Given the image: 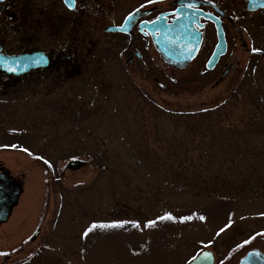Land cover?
<instances>
[{"label": "rangeland", "instance_id": "obj_1", "mask_svg": "<svg viewBox=\"0 0 264 264\" xmlns=\"http://www.w3.org/2000/svg\"><path fill=\"white\" fill-rule=\"evenodd\" d=\"M87 1V14H71L86 31H67L79 38L78 69L0 79V166L23 186L5 228H39L26 264H188L202 250L237 264L264 249V57L237 49L219 83L197 79L195 63L166 66L152 45L145 68L130 66L105 27L168 0ZM42 3L20 0L23 20L10 26L0 13L4 49L68 39L59 0L47 13ZM255 34L248 45L264 47Z\"/></svg>", "mask_w": 264, "mask_h": 264}, {"label": "flooded vegetation", "instance_id": "obj_2", "mask_svg": "<svg viewBox=\"0 0 264 264\" xmlns=\"http://www.w3.org/2000/svg\"><path fill=\"white\" fill-rule=\"evenodd\" d=\"M177 1L168 0L167 5L158 7L152 5L150 7L135 6L128 10L118 21H112L113 25H120L125 17L135 11H147L138 16L129 27L126 28V33L114 32L117 36L119 44H124L123 56L127 52L130 58L128 64L133 66L138 64L141 67H146L145 53L152 45L150 35L147 31H182V29H168L162 27L147 28L148 25L157 17H161L165 22L169 23L177 16L176 10ZM198 4L191 7L193 10V18L195 19L194 28L192 31H199L201 34L199 48L190 63L194 64L196 78L200 75L215 76V82L219 83L226 78L230 72L236 70L238 60L236 59V50L245 51L249 56L264 57V47H257L255 44L248 45L246 39L247 32L257 33V31H264V8L249 9L245 0H198ZM56 0H43L40 6L47 9L48 6L55 3ZM41 3V2H39ZM51 3V4H50ZM61 10L57 11L58 15L62 16L64 20L63 31L66 33L65 39H58L53 47H44L34 44L29 47L25 44L15 51H7L4 49L3 43L0 41V51L8 55H16L20 53L43 51L48 56V64L45 67L32 69L25 74L13 75L6 74L0 71V79H17L27 74L37 73L41 71H49L51 78H59L61 75L73 73L69 69H78L82 63V59H76L79 50L78 36H70L67 31H86L85 27L77 29L75 27L76 18L71 16L74 11H78L80 15L87 14L92 8V3L87 0H75L74 7L70 10L66 7L62 0H59ZM179 4L187 5V3L179 2ZM96 5V3H95ZM101 9L98 2V11ZM48 9L46 10V13ZM96 13V11H94ZM104 12V11H103ZM0 13L3 14L7 20L8 25L20 22L23 20L21 12L20 0H3L0 2ZM3 19V20H5ZM216 24L219 27H216ZM5 27V24H2ZM19 29V27H18ZM1 31V30H0ZM98 31H102L98 28ZM217 31H222V52L215 58H212L216 44L218 43ZM256 31V32H254ZM233 32V33H232ZM3 33L0 32V36ZM258 35V34H255ZM78 73V72H77ZM225 73L222 80L218 79ZM2 168L0 166V176L2 175ZM12 176V175H11ZM13 177V176H12ZM21 184V193L23 191L22 182L16 178ZM2 181L0 180V183ZM21 195V194H20ZM17 203L11 208L8 219L0 222V264H26L28 261L32 262L37 257V249L35 239L38 236L39 228L35 224L14 225L10 229L5 228L6 223H11L10 218L16 211ZM33 233L32 235L29 232ZM264 243V239H261ZM258 249L264 254V249ZM27 252L28 257L23 261L15 256L20 252Z\"/></svg>", "mask_w": 264, "mask_h": 264}, {"label": "water", "instance_id": "obj_3", "mask_svg": "<svg viewBox=\"0 0 264 264\" xmlns=\"http://www.w3.org/2000/svg\"><path fill=\"white\" fill-rule=\"evenodd\" d=\"M1 1V0H0ZM65 2V0H64ZM179 2L187 3L191 6L198 4L195 0H179ZM247 6L251 9L264 7V0H247ZM179 16L169 24H163L162 21L156 20L148 25L150 27H164L170 29H183V31H148L152 37L153 45L157 50L160 59L168 66L183 69L192 59L199 45V37H196L193 28V18L191 10H177ZM142 12H134L131 16H127L123 23V29L126 24L132 22ZM106 30H121V27L109 26ZM125 32V31H124ZM219 42L215 49V56L221 52L222 40L221 31H217ZM0 58L8 60L9 66L16 68L15 72H8L5 68L1 70L14 75L29 71L31 68L46 66L48 56L42 51H33L31 53H23L20 55H6L0 53ZM46 60V63L33 64L31 61ZM127 59V56H126ZM16 61L17 63H12ZM225 74V73H224ZM222 75V77L224 76ZM221 77V78H222ZM220 78V79H221ZM0 222L6 221L12 206L17 202L21 191L20 184L14 178L8 175L6 170H3L0 176ZM189 264H213V255L211 251H201ZM238 264H264V256L258 250L251 249L240 258Z\"/></svg>", "mask_w": 264, "mask_h": 264}, {"label": "snow or ice", "instance_id": "obj_4", "mask_svg": "<svg viewBox=\"0 0 264 264\" xmlns=\"http://www.w3.org/2000/svg\"><path fill=\"white\" fill-rule=\"evenodd\" d=\"M74 3H75V0H65V4L69 7L70 10L74 7ZM189 7H191V5H189ZM129 16H131V14H129ZM157 19H160V18L157 17ZM121 30H123V25H121ZM31 62L33 64L46 63V60L41 59V60L38 61L36 59H33ZM12 63H17V62L16 61H12ZM0 67L5 68L8 72H15L17 70L16 68L9 66L8 60L4 59V58H0ZM190 218L191 217H183L181 219H190ZM159 219H161V220H164V219L172 220L174 218L171 216V214H165L163 217H160ZM201 219H204V218L201 217ZM154 223H155L154 221H148V223L145 224L144 226L145 227L153 226ZM122 224H123L122 221H117V222H112L110 224H101V225H98V226L102 227V228H108V227L118 228V227H121ZM93 227H97V225H93ZM220 231H223V229H221ZM247 243H248L247 240L244 241V244H247Z\"/></svg>", "mask_w": 264, "mask_h": 264}, {"label": "trees", "instance_id": "obj_5", "mask_svg": "<svg viewBox=\"0 0 264 264\" xmlns=\"http://www.w3.org/2000/svg\"><path fill=\"white\" fill-rule=\"evenodd\" d=\"M250 120L252 121V120H254V118H253V117H251V119H250ZM253 124H255V123H253Z\"/></svg>", "mask_w": 264, "mask_h": 264}]
</instances>
